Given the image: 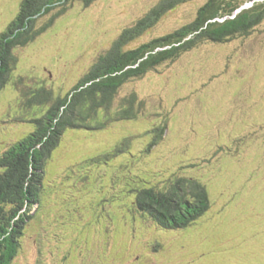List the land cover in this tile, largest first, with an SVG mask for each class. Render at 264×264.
Returning <instances> with one entry per match:
<instances>
[{
  "label": "rangeland",
  "instance_id": "rangeland-1",
  "mask_svg": "<svg viewBox=\"0 0 264 264\" xmlns=\"http://www.w3.org/2000/svg\"><path fill=\"white\" fill-rule=\"evenodd\" d=\"M158 1L98 0L87 9L78 4L68 9L55 25L18 52L22 65L15 83L25 73L31 75L29 89L43 88L42 68L50 73L55 92L67 91L123 29L139 21ZM206 1L188 0L146 32L141 43L191 22ZM19 3L0 0V15L5 17L0 33L16 16ZM197 66L204 71L196 77ZM209 75L218 78L206 81ZM11 87L12 81L0 94V153L31 133L30 121L47 109V105L30 103L35 93L24 98L16 90L10 93L14 97L5 99L3 94ZM132 92L149 104L158 98L168 105L173 112L169 133L149 156L140 155L146 157L136 168H122L130 160L124 155L115 163L121 167L119 175L103 168L99 174L111 179V184L103 178L100 192L96 180L84 188L78 179L88 167L81 171L75 167L74 172L68 168L91 158L90 147L95 143L118 144L127 134L135 139L130 142L131 153H142L150 140L144 131L156 124L145 114L112 131H67L48 164L39 208L12 264H264V32L248 40L202 46L159 73L126 85L115 106ZM237 148H246L244 154V149L237 152ZM186 161L199 162L195 175L204 180L198 181L207 186L211 200L210 211L195 226L165 232L133 214L131 206L114 200V182L123 189L137 172L147 181H152L149 172H155L161 175L156 179L162 187L186 171L180 168ZM67 173H74L73 179ZM104 199L109 202L99 206ZM157 242L164 246L157 248Z\"/></svg>",
  "mask_w": 264,
  "mask_h": 264
},
{
  "label": "trees",
  "instance_id": "trees-1",
  "mask_svg": "<svg viewBox=\"0 0 264 264\" xmlns=\"http://www.w3.org/2000/svg\"><path fill=\"white\" fill-rule=\"evenodd\" d=\"M97 1L20 0L16 16L0 33V94L12 81L11 89L3 94L5 99L14 97L13 94L10 96L11 91H18L24 98L35 93L33 99L29 100L30 103L47 105L41 117L30 121L33 125L31 133L0 153V264H11L18 256L25 230L39 208V191L44 186L48 164L55 155L54 152L65 141L67 131H112L114 127L122 126L128 121L133 123L145 114L151 117L152 125L156 124L152 129L144 131L150 140L142 153H131L130 142L134 137L127 134L128 137L121 138L118 144L110 142L108 144L111 145L106 146L105 141L95 143V146L90 147L91 158L78 165L73 163L68 168V171L74 172L75 167L79 171L88 167L89 170L78 179L82 181L84 188L92 179L96 180L100 191L103 188L99 184L103 182V178L107 179L106 175L99 174L103 168H109L113 176L119 175L121 167L115 166V163L120 155L130 159L122 168H136L137 163L149 156L170 131L169 119L173 112L168 105L162 104L161 99L157 98L149 104L136 92H132L115 106L119 93L126 85L139 81L148 74L159 73L160 69L177 63L202 46L222 45L237 39L248 40L251 36L264 32V0H207L198 8L191 22L141 43L146 32L157 26L170 12L188 2L159 0L139 21L123 29L111 47L99 54L83 78L67 91L55 92L51 87L52 81H49L50 73H45L42 68L40 76L43 88L29 89L32 86V82H29L31 75L25 73L19 74L15 83L17 71L22 65V56L20 60L18 52L29 47L55 25L56 20L68 12V9L73 10L77 4L87 9ZM72 3L76 5L73 7ZM248 4L251 5L247 7ZM4 18L1 13L0 21ZM136 42L140 44L131 48V44ZM201 69L204 71L199 66L195 67L196 77ZM216 78V75H209L205 79L210 81ZM203 80L200 82L205 84ZM138 135L146 138L142 133ZM138 135L135 138L139 140ZM112 145L115 146L111 147ZM241 149L237 148L236 151ZM220 150L226 151L223 147ZM141 154L146 156L141 158ZM186 162L180 168L188 170V173L185 171L173 176L162 187L157 181L161 175L155 172H149L152 181H147L137 172L130 177L128 185L123 189L118 188L114 182V200L131 206L133 214L140 215L152 227L156 226L165 232L183 231L195 226L210 211L211 200L209 190L203 184L204 180L195 175V168L201 161ZM69 176L73 179L74 173ZM115 179L117 180L116 177ZM110 184L111 179L108 186ZM105 201L109 202L100 200L98 205L103 206ZM157 244V248L164 246L158 242ZM121 247L122 244L118 249Z\"/></svg>",
  "mask_w": 264,
  "mask_h": 264
},
{
  "label": "clouds",
  "instance_id": "clouds-1",
  "mask_svg": "<svg viewBox=\"0 0 264 264\" xmlns=\"http://www.w3.org/2000/svg\"><path fill=\"white\" fill-rule=\"evenodd\" d=\"M249 5H251V4H248L247 7H248Z\"/></svg>",
  "mask_w": 264,
  "mask_h": 264
}]
</instances>
